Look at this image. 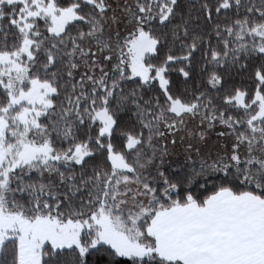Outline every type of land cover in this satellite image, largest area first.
Masks as SVG:
<instances>
[{"label":"snow or ice","instance_id":"snow-or-ice-1","mask_svg":"<svg viewBox=\"0 0 264 264\" xmlns=\"http://www.w3.org/2000/svg\"><path fill=\"white\" fill-rule=\"evenodd\" d=\"M0 264H264V0H0Z\"/></svg>","mask_w":264,"mask_h":264}]
</instances>
